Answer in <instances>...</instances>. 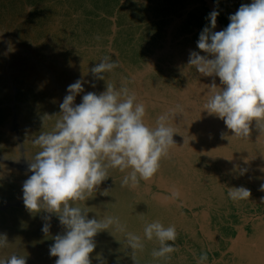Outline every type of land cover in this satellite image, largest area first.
Listing matches in <instances>:
<instances>
[{"label": "clouds", "instance_id": "9594fccd", "mask_svg": "<svg viewBox=\"0 0 264 264\" xmlns=\"http://www.w3.org/2000/svg\"><path fill=\"white\" fill-rule=\"evenodd\" d=\"M218 16L217 10L209 13L210 27H204L197 41V48L207 55L191 51L184 69L219 78L220 86L215 79L208 85L203 110L222 120L234 133L232 138H248L254 122L258 127L264 125V0L242 4L221 31H215ZM117 66L105 57L90 69L95 79L106 80V90L99 95L87 92L80 104L75 103L76 97L84 91L86 81L78 79L68 85L60 113H45L41 118L43 130L31 141L35 149L29 165L32 175L23 183V203L33 215L49 214L43 217L48 221L42 227L46 237L52 215L66 229L54 237L49 248L50 255L58 258L55 264H91L95 237L109 229L112 235L123 234L134 264H139L138 254L144 251L145 241L158 243L151 252L153 264L169 260L177 251L175 225L165 227L154 220L145 224L141 236L127 231L117 217L105 216L99 221L88 218L93 209L84 202L94 196L113 170L125 174L122 186L151 182L175 144L176 132L168 113L160 115L154 127L149 126L145 123V105L135 92L108 82L104 74ZM52 118L54 124L45 130V122ZM181 195L178 187H172L166 200L175 202ZM228 196L233 201L249 200L251 192L233 187L228 188ZM12 245L6 234H0V249ZM207 260L205 252L197 264ZM0 264H27V255H0Z\"/></svg>", "mask_w": 264, "mask_h": 264}, {"label": "water", "instance_id": "95a60500", "mask_svg": "<svg viewBox=\"0 0 264 264\" xmlns=\"http://www.w3.org/2000/svg\"><path fill=\"white\" fill-rule=\"evenodd\" d=\"M125 1L122 0L121 3ZM201 1L210 13L217 10L213 0ZM27 2L25 14L19 20L20 25L27 18V14L39 15L43 12L42 7L46 2L52 8L68 3V0ZM251 3L252 0H245L242 4ZM112 7L113 5L111 9ZM112 14L114 15V11ZM116 16V14L111 16L110 21L115 22ZM70 17L73 21L80 19L78 14H71ZM55 28L57 29V26ZM116 28L113 25V33ZM64 29L69 31L65 26ZM221 30L223 28L217 18L215 31ZM51 44L59 45V49L53 50ZM64 47L65 41L59 44L52 41V38L41 43L39 47L0 30V234H6L9 242L13 244L9 248L0 249V255L7 256L12 253L27 255V264L32 262L49 264L46 263L48 255L44 235L34 232V229L30 233L16 229L17 221L9 214L15 207L24 205L23 183L32 175L29 165L35 151L31 141L43 130L41 118L45 113L48 115L60 113L59 105L67 95L68 85L78 79L86 82L83 85L84 91L76 97V104L82 102V97L87 92H94L97 95L104 92L103 80L95 79L93 74L83 67L79 58L65 57L62 54ZM162 53L163 50H160L151 57L148 69L154 67L156 59ZM172 62L176 66L173 72L167 71L172 69L169 61L166 62L168 66L161 67L167 80L165 87H170L174 92L179 90L180 97L175 98L172 95L170 99L165 96L170 90H163L162 83L160 91H136L135 94L142 95L139 102L145 105V123L149 126L154 127L160 115L170 113L171 124L176 132L173 137L175 144L171 146L167 158L161 161L159 173L153 181H141L137 187L122 186L125 174L113 170L111 176L95 192L93 197L97 201L102 199L107 205L131 202L148 193L153 186L168 193L169 188L178 187L183 194V191H189L195 185L198 171L202 173L225 171L237 164L244 165V169L249 173L260 175L264 181V125L257 130V124L254 122L248 138H232L234 133L227 129L222 120L210 116L203 110L209 91L208 85L215 79L216 84L220 86L219 78L202 76L195 69H184L188 61L182 58L177 57ZM144 73L143 77L148 78L147 70ZM139 78L140 75H137L134 80ZM182 80L187 86H182ZM92 84H95V87H92ZM190 85H193L192 89L188 88ZM54 122L55 118L47 120L45 130H49ZM192 169L194 171L190 172ZM105 191L107 192L104 194ZM164 197L157 198L164 204L170 203ZM23 216L24 213L15 215L17 219ZM248 230L249 232L239 231L232 239L229 245L230 254L236 259L235 264H264V212L250 218ZM33 233H37L35 244L30 242L25 244L22 238L30 236L27 239L32 241Z\"/></svg>", "mask_w": 264, "mask_h": 264}, {"label": "rangeland", "instance_id": "374dc122", "mask_svg": "<svg viewBox=\"0 0 264 264\" xmlns=\"http://www.w3.org/2000/svg\"><path fill=\"white\" fill-rule=\"evenodd\" d=\"M27 1L0 0V30L39 47L50 38L59 44L65 41L62 54L79 58L90 73L92 67L107 57L118 63L113 72L104 74L108 82L117 88L126 86L133 92L160 91L162 78H165L161 67L168 66L166 62L169 61L172 69L167 71L173 72L176 66L172 61L177 57L187 62L191 51L200 52L197 48L199 35L204 27H210V12L201 0H126L124 3L116 0L112 9V5L108 8L104 4L105 0H68L52 8L46 2L43 12L27 14L20 25ZM215 1L225 26L230 15L245 3V0ZM112 10L118 15L119 25L114 33L111 25L103 20L112 15ZM71 14L80 15V19L70 20ZM50 46L53 50L59 49V45ZM160 50L163 53L154 67L148 69L151 57ZM146 70L148 78L143 77ZM137 75L140 78L135 81ZM103 83L105 91L106 80ZM141 97L137 95L138 101ZM22 239L25 244L29 241Z\"/></svg>", "mask_w": 264, "mask_h": 264}, {"label": "flooded vegetation", "instance_id": "af4514ba", "mask_svg": "<svg viewBox=\"0 0 264 264\" xmlns=\"http://www.w3.org/2000/svg\"><path fill=\"white\" fill-rule=\"evenodd\" d=\"M113 1L114 0H112V5ZM213 1L216 3L217 11H219L218 3L215 0ZM117 11H119V8ZM114 15L112 14L111 16ZM111 16H107L103 20L111 25V27H113V25L119 27L117 23L118 15L114 17L116 18L115 22L110 21V18H112ZM218 18L222 28L225 29L230 21L225 26L220 18V12ZM165 23L166 22H162V24ZM173 81H175V78H173ZM161 82L164 86L163 90H170L168 95L172 96L174 93L173 89L170 87H165L167 86V80L162 78ZM195 82L197 81L195 80ZM195 82L194 84H196ZM181 83L182 86H187L183 80ZM193 85H190L188 88L192 89ZM168 95L165 96L168 97ZM206 177L204 182L209 190L218 188L228 189L233 187H242L244 185L243 183L252 186L251 183L249 184V181L253 182L252 178L247 180L243 179L250 177L245 173H222ZM215 198L217 197H214L213 194L208 197V199L213 202L212 204H209L210 206H207L209 209L208 215H203L202 210H200L198 213H194V208L191 210L189 209L191 207L190 205L166 207L157 205L150 199H142L131 206H126L121 209L109 210L104 207L100 209L90 207L93 209V211H90L89 215H94L97 217L98 221L103 219L105 216L117 217L121 223L126 225L127 231L141 236L143 235V228L148 222L160 220L165 225V227L169 226L168 223H171V225L173 222L177 223L175 227L178 233V239L175 246L181 248L182 250L180 254L177 255V257L170 258L167 261L161 260L159 264H190L184 261L186 260V254L182 252L183 248H185L184 250H187L189 255L192 257L190 260L191 264H197L199 256L205 252L208 254V260L206 261V264H229L231 259L227 252V243L230 239V236L232 234L234 236L241 227L248 225L251 218L250 216L256 214V211L259 208L261 210L262 206L260 205H263L262 202L264 200L260 199L259 201L252 203L254 212L249 214L248 210L244 209L243 207L229 206V204L227 206L226 204L219 203ZM228 199L229 197H227V200ZM223 202H225V200ZM206 205V202L203 201L202 203L198 204V207H206ZM102 233L104 236H101L104 238L115 239L114 246L116 249L112 250L110 243H105L104 245L101 244L99 245V249L102 252H96L94 257H97L102 263L104 262L103 264H134V261L130 255L132 249L125 246L126 241L122 233L114 232L113 235H115V237L112 235V229H109L99 232L98 234ZM184 237L194 241V244H196L199 240V244L196 245V247H191L187 244L184 245ZM154 248H158V243L155 241H145L144 251L138 254L139 264H153L151 252ZM102 258L105 259L106 262L103 261Z\"/></svg>", "mask_w": 264, "mask_h": 264}, {"label": "crops", "instance_id": "0c3cea01", "mask_svg": "<svg viewBox=\"0 0 264 264\" xmlns=\"http://www.w3.org/2000/svg\"><path fill=\"white\" fill-rule=\"evenodd\" d=\"M178 91L173 93L175 98L180 97V95L178 94ZM168 97L170 98L171 96H168ZM167 110H168V108H167ZM168 114H169V117H170V121L169 122L172 123L171 115H170V113H168ZM194 121H196V119ZM256 126H255V128H256ZM258 129H260V127L257 126V130ZM191 171L193 172L194 169L190 170V172ZM196 171H198V169H196ZM197 173L198 174L195 177V179H196L195 185H193L189 191H183V194L181 195V199L178 200V201H175V203H168V204L162 203V201H160V199H158V198H160L162 196L163 197L165 196L164 198H166L169 195V193L164 191V190H160L157 187L153 186V187L150 188V191L148 193L142 195L137 200H133L131 202H126V203L119 204V205H115V204L114 205H107V204H105L102 201V199H100V200L98 199V201H97L95 197H91V198H89L88 200H86L84 202V205H85V207H88V208L94 207V208L100 209V208L104 207V208L110 210V209H121V208H124L126 206H131V205L137 203L138 201H140L142 199H150L155 204L161 205V206H166V207H171V206L178 207V205H190L191 207L189 209L191 210L192 208H194L193 209L194 213H198V212H200V210H202V214L203 215H208V210L209 209H208L207 206H210L209 204L213 203L210 199H208V197H210V195L213 194L214 197L215 196L217 197L215 199H216V201L218 200L219 203L226 204L227 206L229 204V206L243 207L244 209L248 210L249 214H251V213L254 212L252 203L257 202L260 199L264 200V190H261V186L264 185L263 179L260 178V175L249 173L248 170L244 169V165H242V164H237L235 166H231L229 169H227L225 171H215V172H211V173H202L201 171H198ZM222 173H225V174L226 173L227 174H229V173H245V174H248L250 177L249 178H243V179L247 180V179H251L252 178L253 182L249 181V184L251 183L252 186L243 183L244 185L242 187H245L248 190H250L251 197L249 198V200L233 201L230 198L227 200V197H229L228 196V189H225V188H218V189H214V190L213 189L209 190L208 187L205 185V182H204L205 177L206 176L209 177L210 175H214V174L218 175V174H222ZM151 184H153V183H151ZM170 189L171 188H169V190ZM103 193L105 194V192H103ZM224 200H225L226 203L223 202ZM203 201L206 202V204H207L206 207H198V204L202 203ZM262 204L263 205H260V206H262L261 210L259 208L256 211L257 212L256 214L250 216L251 218L259 216L261 213L264 212V201L262 202ZM182 212H184V211H182ZM21 213H24V216L19 218V219H17L15 217V215H18V214H21ZM45 215H49V214L41 212V213H38L36 215H33L25 208L24 205H21L20 207H15L14 209H12L10 211V214H9V216H11L14 220L17 221L15 223V225H16L15 228L16 229H21V230L23 229L24 233L25 232L26 233H30V231L33 232L32 229H34V232H38V234L41 233L42 235H44L43 236V240L45 242L46 254L48 255V260H47L46 263L55 264V261L58 258L52 257L50 255L49 251H47V250H49L50 246L52 244H54V242H55L54 241V237L56 235L64 234L66 229L60 224L59 219L55 215H52L51 216V220H50V224H51L50 232H49L48 236L46 237L45 234L42 232V227H43L44 223L48 222V221H45L43 219V217ZM88 218L89 219H92V218L97 219V217H95L94 215L91 216V215H89V213H88ZM168 224L171 225V223H168ZM172 225H177V223L173 222ZM4 226H6V225H4ZM239 231L249 232L248 225H245L244 227H241L239 229ZM239 231L234 236L232 234L230 236V239H229L228 243H227V252H228V255H229L230 259H231L229 264H235V260L236 259L230 254L229 245H230V242L232 241V239L239 233ZM32 235H33L32 236L33 237L32 241H28V242L35 244L37 233H35V234L33 233ZM101 235L104 236L103 233H102V234H97V236L95 237L96 248H95V251L90 256V260H91L92 264H103L104 263V262L102 263L97 257H94L95 256L94 254H96V252L97 253L98 252H100V253L102 252L99 249V245H101V244L104 245L105 243H110V245H111L110 247L112 248V250L116 249L115 246H114V244H115L114 240L115 239L104 238ZM27 238L29 239L30 236L27 237ZM168 243L171 244L172 242H168ZM185 244H187V245H189L191 247L192 246L196 247V245L199 244V240L197 241L196 244H194V241L190 240L189 238L184 237V245ZM176 248H177V251H175L174 253L171 254V258L177 257V255L180 254V252L182 250L179 247H176ZM184 249L185 248H183V251H182L184 254H186V260H184V261L186 263H190L191 264L190 260H191L192 257L189 255L188 251L184 250ZM103 261L106 262L105 259H103ZM30 264H35V263L32 262ZM36 264H38V263H36Z\"/></svg>", "mask_w": 264, "mask_h": 264}, {"label": "trees", "instance_id": "16d2710c", "mask_svg": "<svg viewBox=\"0 0 264 264\" xmlns=\"http://www.w3.org/2000/svg\"><path fill=\"white\" fill-rule=\"evenodd\" d=\"M34 4H36V3H34ZM105 4H106L107 6L112 5V0H106Z\"/></svg>", "mask_w": 264, "mask_h": 264}]
</instances>
